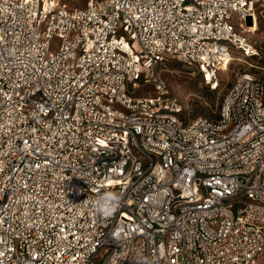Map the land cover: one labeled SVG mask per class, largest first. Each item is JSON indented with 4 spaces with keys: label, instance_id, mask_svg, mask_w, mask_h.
<instances>
[{
    "label": "built area",
    "instance_id": "1",
    "mask_svg": "<svg viewBox=\"0 0 264 264\" xmlns=\"http://www.w3.org/2000/svg\"><path fill=\"white\" fill-rule=\"evenodd\" d=\"M262 16L264 0H0V264H254L264 80L245 69L192 119L158 69L216 92L236 54L260 56Z\"/></svg>",
    "mask_w": 264,
    "mask_h": 264
},
{
    "label": "rangeland",
    "instance_id": "2",
    "mask_svg": "<svg viewBox=\"0 0 264 264\" xmlns=\"http://www.w3.org/2000/svg\"><path fill=\"white\" fill-rule=\"evenodd\" d=\"M89 0H62L68 8H83ZM105 4V1H103ZM233 24L238 28L236 18ZM250 24V22H249ZM248 24V25H249ZM250 32H246L247 37L260 47V56L256 59L245 60L241 55L236 54L235 60L227 72L219 75L220 87L216 92H212L210 87L204 83L201 74L183 62L177 60H167L163 62L158 69L161 78L166 82L171 94L179 99L185 109L187 118H214L216 117L222 98L226 89L229 87L235 76L246 70H253L260 78L264 80V18H258V24L247 26ZM255 33V34H253ZM134 50L140 53L137 43L134 44ZM257 67L258 69L251 68ZM254 264H264V251L255 260Z\"/></svg>",
    "mask_w": 264,
    "mask_h": 264
},
{
    "label": "clouds",
    "instance_id": "3",
    "mask_svg": "<svg viewBox=\"0 0 264 264\" xmlns=\"http://www.w3.org/2000/svg\"><path fill=\"white\" fill-rule=\"evenodd\" d=\"M115 199V195L112 193H108L102 197L100 201L101 210L104 212L110 211L114 207Z\"/></svg>",
    "mask_w": 264,
    "mask_h": 264
},
{
    "label": "bare ground",
    "instance_id": "4",
    "mask_svg": "<svg viewBox=\"0 0 264 264\" xmlns=\"http://www.w3.org/2000/svg\"><path fill=\"white\" fill-rule=\"evenodd\" d=\"M249 22H250V23H252L250 20H249ZM252 24H253V23H252ZM254 24H255V25H257V24H258V22L256 21ZM246 32H249V33H251L249 28H246ZM253 34H255V33H253Z\"/></svg>",
    "mask_w": 264,
    "mask_h": 264
},
{
    "label": "trees",
    "instance_id": "5",
    "mask_svg": "<svg viewBox=\"0 0 264 264\" xmlns=\"http://www.w3.org/2000/svg\"><path fill=\"white\" fill-rule=\"evenodd\" d=\"M255 69H258L257 67Z\"/></svg>",
    "mask_w": 264,
    "mask_h": 264
},
{
    "label": "water",
    "instance_id": "6",
    "mask_svg": "<svg viewBox=\"0 0 264 264\" xmlns=\"http://www.w3.org/2000/svg\"><path fill=\"white\" fill-rule=\"evenodd\" d=\"M250 25H251V23H250Z\"/></svg>",
    "mask_w": 264,
    "mask_h": 264
}]
</instances>
